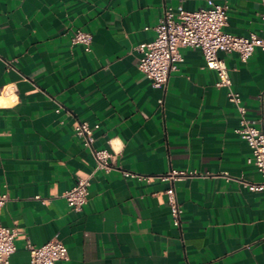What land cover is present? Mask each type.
<instances>
[{
  "label": "crops",
  "instance_id": "obj_1",
  "mask_svg": "<svg viewBox=\"0 0 264 264\" xmlns=\"http://www.w3.org/2000/svg\"><path fill=\"white\" fill-rule=\"evenodd\" d=\"M213 1L228 7L226 32H263L264 0ZM207 3L0 0V195L9 197L0 224L18 232L11 264H30L28 241L53 238L69 251L56 264H264V190L246 185L262 175L228 88L199 48L180 49L165 88L138 67L136 47L156 37L167 7ZM77 29L92 34L90 51L72 42ZM219 56L247 117L264 128V50L246 62ZM78 120L100 125L94 147L113 154L114 169L95 171ZM171 170L185 173L174 182L181 226L162 179ZM90 175L87 204L70 208L63 193Z\"/></svg>",
  "mask_w": 264,
  "mask_h": 264
},
{
  "label": "built area",
  "instance_id": "obj_2",
  "mask_svg": "<svg viewBox=\"0 0 264 264\" xmlns=\"http://www.w3.org/2000/svg\"><path fill=\"white\" fill-rule=\"evenodd\" d=\"M264 19V13H263ZM228 7L208 0L207 6L197 10H187L182 6L177 9L167 7L155 27L156 37L139 44L136 49L140 53L138 67L152 81L157 88H165L172 72L178 70L177 63L183 60L180 49L182 47L199 48L202 50L206 66L215 69L219 75L216 83L218 87L228 88V98L239 112V133L249 144L252 156L249 162L253 163L262 175L260 182H247L252 191L264 190V128L256 126L248 117L247 109L243 104L241 94L232 88L233 82L230 69L226 61L219 56L220 51L236 52L243 61H247L257 48L264 50V30L261 34L251 33L249 36H239L224 30L228 23ZM73 43L84 45L87 51L91 50L92 34L77 29L72 36ZM60 108L57 109L59 111ZM99 124L91 125L87 120H78L74 134L84 147L89 148L96 159V170L110 171L114 169L113 154L106 149L94 147L95 131ZM94 171V172H95ZM125 175L139 180L149 181L150 177L126 171ZM185 176V173L171 170L162 179L171 181L166 190L168 205L173 222L181 226L182 206L178 201L174 182ZM92 175L80 178L76 184L63 193L70 208L81 210L89 199V189ZM8 195H0V206L7 200ZM47 202V198L40 195L34 197ZM16 229L0 224V264H11L12 255L16 252ZM30 252V264H56L69 257L68 247L58 238H53L42 245L27 242Z\"/></svg>",
  "mask_w": 264,
  "mask_h": 264
}]
</instances>
